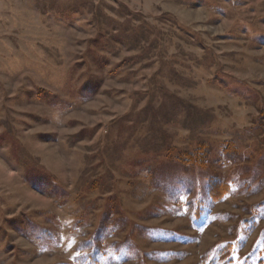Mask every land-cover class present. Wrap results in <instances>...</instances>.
I'll use <instances>...</instances> for the list:
<instances>
[{"label": "rangeland", "instance_id": "374dc122", "mask_svg": "<svg viewBox=\"0 0 264 264\" xmlns=\"http://www.w3.org/2000/svg\"><path fill=\"white\" fill-rule=\"evenodd\" d=\"M0 264H264V0H0Z\"/></svg>", "mask_w": 264, "mask_h": 264}, {"label": "trees", "instance_id": "16d2710c", "mask_svg": "<svg viewBox=\"0 0 264 264\" xmlns=\"http://www.w3.org/2000/svg\"><path fill=\"white\" fill-rule=\"evenodd\" d=\"M177 158L179 159V160H182L181 158H180V156H177ZM190 161V160H189Z\"/></svg>", "mask_w": 264, "mask_h": 264}]
</instances>
